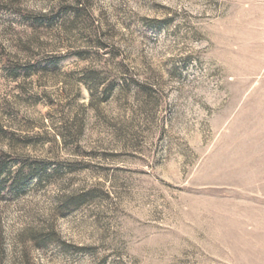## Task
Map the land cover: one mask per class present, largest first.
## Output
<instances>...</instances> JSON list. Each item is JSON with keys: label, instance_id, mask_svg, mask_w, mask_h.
<instances>
[{"label": "rangeland", "instance_id": "obj_1", "mask_svg": "<svg viewBox=\"0 0 264 264\" xmlns=\"http://www.w3.org/2000/svg\"><path fill=\"white\" fill-rule=\"evenodd\" d=\"M0 169V264H264V0H0Z\"/></svg>", "mask_w": 264, "mask_h": 264}, {"label": "trees", "instance_id": "obj_2", "mask_svg": "<svg viewBox=\"0 0 264 264\" xmlns=\"http://www.w3.org/2000/svg\"><path fill=\"white\" fill-rule=\"evenodd\" d=\"M2 170L0 169V172H1ZM27 178H29V177H27Z\"/></svg>", "mask_w": 264, "mask_h": 264}]
</instances>
